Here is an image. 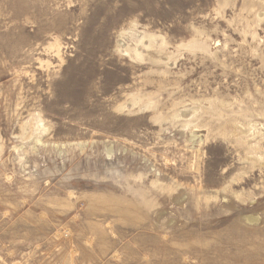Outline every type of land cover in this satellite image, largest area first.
Returning <instances> with one entry per match:
<instances>
[{
  "label": "rangeland",
  "instance_id": "rangeland-1",
  "mask_svg": "<svg viewBox=\"0 0 264 264\" xmlns=\"http://www.w3.org/2000/svg\"><path fill=\"white\" fill-rule=\"evenodd\" d=\"M0 264H264V0H0Z\"/></svg>",
  "mask_w": 264,
  "mask_h": 264
},
{
  "label": "bare ground",
  "instance_id": "bare-ground-1",
  "mask_svg": "<svg viewBox=\"0 0 264 264\" xmlns=\"http://www.w3.org/2000/svg\"><path fill=\"white\" fill-rule=\"evenodd\" d=\"M129 36L133 39V40H135V42L137 43H135L136 45H138V44H142V45H146L145 44V42H144V39L145 38H147V36H146V34L145 35H141L140 37H137L135 34H136V31H133V30H131L129 33ZM139 36V35H138ZM149 38H151V36H149ZM148 38V39H149ZM151 40V39H150ZM151 42L152 41H150V44H151ZM40 125H41V123H40ZM109 152H111V151H109ZM249 220H251V219H249Z\"/></svg>",
  "mask_w": 264,
  "mask_h": 264
}]
</instances>
